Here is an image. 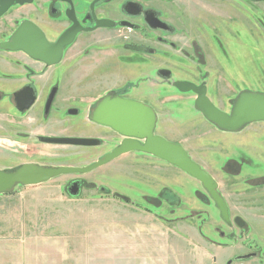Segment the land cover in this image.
<instances>
[{"label": "rangeland", "instance_id": "rangeland-1", "mask_svg": "<svg viewBox=\"0 0 264 264\" xmlns=\"http://www.w3.org/2000/svg\"><path fill=\"white\" fill-rule=\"evenodd\" d=\"M33 8L26 13L12 11L0 21V42L8 37L14 20L28 16ZM169 8L178 31L167 39L175 47L150 44L127 29L97 31L81 36L60 67L49 70L50 78L37 80L47 86L54 76H63L72 97L86 92L83 88L100 87L103 92L125 86L130 98L153 106L158 115L156 134L184 146L214 177L229 206L232 227L223 222L200 182L161 159L134 153L98 171L105 174L104 186L117 194L118 201H108L112 198L108 191L100 197L106 200L102 205L73 204L62 187L71 176L0 194V264H159L129 252L153 246L149 231L134 222L142 214L138 209L156 212L165 227H176L178 233L179 220L193 218L211 244L226 250H212L217 264H229V258L254 250L263 253L260 259L238 264H264V122L223 132L196 109L195 94L174 86L180 81L206 85L209 98L228 113L242 91L264 93V2L174 0ZM32 17L51 39L63 26L41 14ZM0 55L11 54L0 51ZM159 70L170 71L171 78L160 76ZM0 113L2 119H11L13 111L6 101L0 103ZM66 121L59 131L42 133H82L77 128L79 117L66 116ZM0 134L6 135L0 136V144L12 149L10 142H3L10 133L1 128ZM39 148L44 155L35 151L33 160L47 165L76 167L101 153L93 156L89 150L69 146ZM9 149L0 147V159H7L0 167L23 157ZM153 194L159 199L154 200L157 208L146 202ZM237 217L245 221L243 229L235 225ZM125 218L132 219L129 225ZM168 244L164 238V252Z\"/></svg>", "mask_w": 264, "mask_h": 264}, {"label": "flooded vegetation", "instance_id": "flooded-vegetation-1", "mask_svg": "<svg viewBox=\"0 0 264 264\" xmlns=\"http://www.w3.org/2000/svg\"><path fill=\"white\" fill-rule=\"evenodd\" d=\"M173 1L174 0H32L31 3H26L24 5L15 2L9 11L0 18V21L12 11L16 10L26 13L25 9L28 7L34 6V8L28 11V16L14 20L13 28L7 29L9 30L7 33L8 37L0 42V51L11 54L10 56L0 55V103L6 101L10 106V109L13 111L11 119L9 120L2 119L1 116H4V114L0 113V129L2 128L4 132L10 133V139H4L3 142H10L11 145L8 146L12 149L1 144L0 147L3 149H9L15 153L14 155L16 157L17 155H22L23 157L18 160L15 159L16 161L13 162L12 166L7 168L0 167V170H14L26 163H33L40 166H61L42 164L33 160L35 151L37 155H44L39 146L65 147V145L49 143L48 140L50 138L71 137L93 141L90 146H69L89 150L88 152H91L93 156L96 155V152H101L94 160L89 163L77 165L76 167H89L94 165L107 155L113 153L126 140L137 141L144 145V139L125 136L113 127L95 120L96 117L100 120H106L116 125H126L123 119L121 120L118 115L114 114V111L111 108V104L113 105L114 101H133L135 103L144 104L151 107L157 115L153 106L139 99L130 98L128 96L129 91L125 86L117 89H107L103 92L100 90L102 89L100 87L83 88L86 92H83L80 96L77 94L76 97H72L67 95L65 77L54 76V81L47 86H44L43 83H40L37 79L42 78L43 76L50 78L48 76L49 70L60 67L69 48L78 44L81 40V36L87 37L86 35L93 34L97 31L117 30L119 28L127 29L130 32L133 31L140 34V36H143L150 44L175 47L176 44L167 39L169 36L175 35L178 31L175 24L172 22V20H176L175 14L171 16L168 13V11L171 12L169 5H172ZM253 1L264 2V0ZM29 12L36 16H39L40 14L41 16H47L48 20L57 25H63L60 27L62 30L60 29L61 31L59 30V32H56V38H49L46 31L40 26L36 19H33ZM100 21H107L108 27H98ZM24 23L30 24V31L34 38L23 39L20 41L21 45L38 53H43V55L48 53L44 49L46 42L47 44H56L62 34L75 24L80 28V31L76 35L74 42L71 45L64 47L62 57H58L55 54L45 55L49 61L57 62L55 65H49L45 61L35 59L24 49L11 51L1 47L3 43L11 42L13 40L18 33L19 28ZM39 35H42L43 39ZM148 47L150 48L149 45L147 48ZM160 71L162 70H159V72ZM170 78L171 75L166 79ZM106 98L112 102L108 104L106 111L102 112L100 106ZM84 107L87 109L86 113L83 110ZM71 112L73 113L71 114ZM66 116L72 118L79 117L80 122L77 128L78 130L79 128L81 129V134L64 136L61 134L50 135L42 133L47 132L48 130L59 131L62 129V125H65V122H67ZM139 117L142 118V112L139 113ZM154 134L158 135L156 134V128ZM0 136L5 137L6 135L0 134ZM134 153L146 154L157 158L153 155L136 151L121 155L106 165L119 160L125 155ZM0 162L1 164L7 163V159H0ZM106 165L98 167L87 174L77 173L62 175L71 176L64 182L62 187L65 194L70 197L71 201H73V204L86 206L102 205L106 200L100 197L104 196L108 191L110 197H112L108 201L112 202L120 200L115 198V195L117 194L105 188L104 182L106 176L105 174L98 172ZM159 193H161V190ZM168 193L171 195V192ZM123 195L127 196L126 194ZM141 195L145 197L147 196L143 193ZM85 196L89 197V199L82 198ZM155 197L156 194H153V196L148 198L149 200L146 202L152 204L154 208H157L158 206L155 201H159V199H155ZM155 216L159 217L157 214H155ZM237 219L241 220V222L243 221L242 224H239ZM234 223L242 229L246 225L245 221L240 217L235 218ZM227 225L232 227V220L231 223ZM261 254L263 253L260 250H254L246 254H237L232 259L229 258V264H238L244 261L247 262L253 259H260Z\"/></svg>", "mask_w": 264, "mask_h": 264}, {"label": "water", "instance_id": "water-1", "mask_svg": "<svg viewBox=\"0 0 264 264\" xmlns=\"http://www.w3.org/2000/svg\"><path fill=\"white\" fill-rule=\"evenodd\" d=\"M32 0H0V18L9 11L11 6L17 2L20 5L31 3ZM108 27L107 21H100L98 27ZM154 27V26H153ZM157 27V26H155ZM80 28L72 26L62 34L56 44L44 45V49L48 55H57L62 57L64 47L71 45L76 35L79 33ZM39 34V31H38ZM42 39L43 36L39 35ZM25 38H34L30 31V24L24 23L18 33L15 35L11 42L3 43L1 47L6 50H20L24 49L35 59L45 61L49 65H55L57 62H52L47 59V54L38 53L32 49L22 46L20 41ZM165 78H169L171 72L162 70L159 72ZM174 86L182 93H193L196 95L195 107L204 116V118L215 125L219 130L229 133L241 131L245 126L256 123L264 122V94L243 91L241 92L232 107L230 113H226L219 109L207 94L206 86H198L189 81L175 82ZM112 102L108 98L101 104L100 109L102 112L106 111L108 104ZM111 108L115 115L124 120V126L116 125L106 120H100L95 117V120L105 125L113 127L115 130L121 132L128 137H137L145 140L142 145L137 141L126 140L119 148L113 153L107 155L94 165L89 167H74V166H40L33 163H26L14 170H0V194L12 192L15 187L21 185L23 187L37 186L50 180L68 174H87L98 167H102L120 157L121 155L140 151L153 155L188 174L198 182H200L206 192L216 205L220 212L221 219L230 224L229 206L225 198L218 190V183L214 177L206 171L200 164L195 162L188 151L179 143H173L163 138L162 136L155 135L154 131L157 125V115L155 111L144 104L135 103L133 101H114ZM142 112V118L139 113ZM73 112H71L72 114ZM49 143L65 145V146H90L93 142L89 139L59 137L50 138ZM239 224L241 220L237 219Z\"/></svg>", "mask_w": 264, "mask_h": 264}, {"label": "crops", "instance_id": "crops-1", "mask_svg": "<svg viewBox=\"0 0 264 264\" xmlns=\"http://www.w3.org/2000/svg\"><path fill=\"white\" fill-rule=\"evenodd\" d=\"M134 209L131 210L135 211ZM138 211H142V214L139 213V219L134 220V222L141 224L145 228L144 230L149 231L147 236L153 238V246L139 252L136 250L129 251L133 255H138L144 260L148 258L159 262V264H217L212 250L217 253L226 252L220 244H211L191 217H184L179 220L177 226H179L180 232L178 233L176 227L174 229L168 228L167 225L165 227L163 225L165 222L161 220V217L151 214L146 209H138ZM131 220V218H125L124 221L129 225ZM164 238L169 242V250L165 252L162 249Z\"/></svg>", "mask_w": 264, "mask_h": 264}]
</instances>
